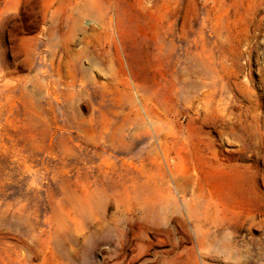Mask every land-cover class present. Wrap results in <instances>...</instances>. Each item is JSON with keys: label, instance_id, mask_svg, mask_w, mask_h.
I'll return each mask as SVG.
<instances>
[{"label": "rangeland", "instance_id": "1", "mask_svg": "<svg viewBox=\"0 0 264 264\" xmlns=\"http://www.w3.org/2000/svg\"><path fill=\"white\" fill-rule=\"evenodd\" d=\"M0 264H264V0H0Z\"/></svg>", "mask_w": 264, "mask_h": 264}]
</instances>
